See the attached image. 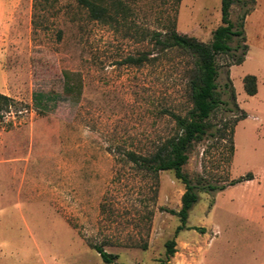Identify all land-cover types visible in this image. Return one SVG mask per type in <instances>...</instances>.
I'll return each instance as SVG.
<instances>
[{
  "label": "rangeland",
  "instance_id": "374dc122",
  "mask_svg": "<svg viewBox=\"0 0 264 264\" xmlns=\"http://www.w3.org/2000/svg\"><path fill=\"white\" fill-rule=\"evenodd\" d=\"M7 1L0 93L12 103L0 109V264H107L91 245L116 254L110 264H264V0L230 7L234 24L248 12L247 51L240 64L242 49L216 57L223 104L183 167L193 182L225 188L198 193L186 225L204 233L181 230L170 257L165 242L180 222L169 210H179L184 185L126 153L151 152L175 132L168 111L191 107L192 57L156 56L151 33L174 28L209 42L220 0H121L125 12L108 24L77 0ZM142 52L155 60L124 62ZM248 74L257 79L252 96Z\"/></svg>",
  "mask_w": 264,
  "mask_h": 264
},
{
  "label": "trees",
  "instance_id": "16d2710c",
  "mask_svg": "<svg viewBox=\"0 0 264 264\" xmlns=\"http://www.w3.org/2000/svg\"><path fill=\"white\" fill-rule=\"evenodd\" d=\"M47 1V0H44ZM254 2V0H251ZM78 4L87 10L88 17L99 23L108 24L114 20L118 13H124L125 7L121 0H77ZM233 0H220V24L212 31L211 40L202 42L186 34L178 33L174 28L166 31H154L151 33L153 47L156 56L159 54L167 55L173 50L182 51L192 57V66L188 71L187 88L191 107L184 116L169 112L175 124V132L146 155L137 154L133 151L126 153L128 160L150 173L159 171H171L174 177L184 185V192L181 196V206L179 210H169L171 214L178 217L180 224L175 228L174 235L165 242L166 257L174 254V238L183 229H195L204 233L202 227H187L186 221L188 212L198 201L199 192H212L223 190L225 186H215L202 184L201 180L193 182L192 179L183 171L187 163L189 153L193 146L208 135L212 134L211 114L223 104L220 92L217 90L216 78L218 66L216 57L218 55H228L232 50L242 49L241 55L235 60V64H240L244 60L247 51L244 33V20L248 12L245 11L237 24L229 19L230 7ZM234 38H238L239 43L235 47L231 46ZM240 42L242 44H240ZM155 60L150 52H142L137 56H128L124 62L133 66H140L144 62ZM243 88L247 95L252 96L257 92V79L255 75H245L243 77ZM231 97L234 99L233 91ZM12 99L0 93V109L8 108ZM224 124L223 131L232 127ZM225 136V135H221ZM230 138V137H229ZM232 150V146L230 148ZM251 177H240L231 181L230 185L237 182L250 180ZM103 262L110 264L117 259L116 254L106 252L100 245H91ZM122 264V263H119ZM161 264H164L163 262Z\"/></svg>",
  "mask_w": 264,
  "mask_h": 264
},
{
  "label": "crops",
  "instance_id": "0c3cea01",
  "mask_svg": "<svg viewBox=\"0 0 264 264\" xmlns=\"http://www.w3.org/2000/svg\"><path fill=\"white\" fill-rule=\"evenodd\" d=\"M7 3H8L7 0L0 1V12L6 10ZM245 18H246V17H245ZM244 32H245V31H244Z\"/></svg>",
  "mask_w": 264,
  "mask_h": 264
}]
</instances>
